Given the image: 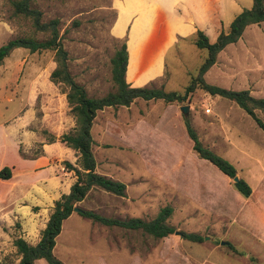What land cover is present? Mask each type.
I'll return each instance as SVG.
<instances>
[{
	"label": "rangeland",
	"instance_id": "1",
	"mask_svg": "<svg viewBox=\"0 0 264 264\" xmlns=\"http://www.w3.org/2000/svg\"><path fill=\"white\" fill-rule=\"evenodd\" d=\"M251 2L235 0L209 39L213 41L219 31H226L233 16L250 7ZM34 5L42 10L44 20L59 18L68 67L88 94L113 90L110 58L120 40L110 33L115 14L110 0H37ZM17 35L42 37L44 33L36 31L29 18L14 14L11 0H0V44ZM205 55L206 49L194 42L171 48L164 76L152 85L184 92ZM55 65L53 49L31 51L20 46L0 63V168L8 164L14 170L13 178L0 177V196L11 189L12 193L19 191V183L13 184L20 178V182L32 180L47 171H35L28 177L25 169L33 161L23 158L18 148L28 156L41 154L43 142L75 124L65 86L49 77ZM204 78L212 84L247 88L253 96H264V20L246 25L236 41L225 45ZM137 100L130 109L115 106L99 111L96 119V127L101 125L102 116L118 112L125 118L135 114L143 119L137 134H111L121 140L137 138V143L96 151L101 166L105 169L110 163L106 169L126 183L125 194L94 188L78 205L107 216L145 219L170 205L167 222L174 231L154 237L141 229L105 225L73 215L65 220L57 236L56 256L66 264H264V129L232 99L200 87L182 100ZM182 104L189 105L186 115L180 109ZM255 112L264 122V111ZM186 119L203 144L232 162L236 175L251 185L248 196L237 190L232 177L196 153ZM63 144L55 142L48 155L58 176L66 156L77 165L75 151H65ZM21 196L17 202L6 198L7 204L0 203L1 211L8 210L11 217L0 221V264L17 263L20 254L13 238L25 232L11 207L26 204L30 213L42 207L37 216L40 223L33 230L40 234L38 228L53 206L21 200ZM182 232L201 234L202 239L186 238ZM34 264L48 263L40 257Z\"/></svg>",
	"mask_w": 264,
	"mask_h": 264
},
{
	"label": "trees",
	"instance_id": "2",
	"mask_svg": "<svg viewBox=\"0 0 264 264\" xmlns=\"http://www.w3.org/2000/svg\"><path fill=\"white\" fill-rule=\"evenodd\" d=\"M37 0H11L13 13L30 19L36 31L44 33L42 37L33 35H17L0 44V63L14 47H25L31 51L41 49H53L55 67L50 71L49 77L56 83L65 86L66 100L69 109L75 117L74 129L60 135L52 136L49 141L59 140L73 149L77 155V165L64 159L65 167L71 171L75 180L67 193H62L55 199L45 226L40 231V238L36 243L28 242L18 235L13 238V244L20 254L16 264H34L35 259L44 258L48 264H66L54 253L56 236L60 233L63 220L74 211L92 221L105 225H117L129 229H141L154 237H163L174 231L173 225L167 222L172 212L170 205L159 209L157 214L149 219L139 216L115 217L101 214L93 209L83 208L77 204L82 200L92 187H99L105 191L124 195L126 184L120 179L97 172L95 170L96 159L91 144V125L99 109L105 106L129 105L135 98L156 99L171 102L182 100L195 88H203L211 94H219L235 101L242 109L251 115L256 123L264 129V122L257 116L255 109L264 111V96H253L249 89H232L209 83L204 74L214 64L218 52L228 43L236 41L242 34L246 25L258 23L264 20V0H252L250 7H245L234 15L229 28L221 30L216 38L211 41L208 35L197 28L193 37L196 46L206 49V55L197 67L196 73L190 76L189 82L184 87V92L179 90H166L163 86L155 85H130L125 78V70L128 58L126 39L121 38L119 44L110 58L111 78L114 89L102 95L88 94L85 86L78 82L68 67V52L63 45L59 30V18L43 19L42 10L35 6ZM186 129L192 139V148L203 158L211 161L218 169L230 177L237 174L236 167L225 157L213 151L203 144L197 131L189 120H185ZM11 169L8 165L0 168V177L8 178ZM234 186L244 196H248L251 185L243 178L233 180ZM182 235L192 240L202 239V235L195 232H182Z\"/></svg>",
	"mask_w": 264,
	"mask_h": 264
},
{
	"label": "crops",
	"instance_id": "3",
	"mask_svg": "<svg viewBox=\"0 0 264 264\" xmlns=\"http://www.w3.org/2000/svg\"><path fill=\"white\" fill-rule=\"evenodd\" d=\"M234 1L235 0H110L111 7L115 11L114 18L110 24V33L117 39L125 38L127 44L128 58L125 70L126 81L132 86L150 85L159 81L164 76L168 67L166 59L168 51L171 48L179 49L181 46L186 45L187 42H193V37L197 28H201L209 36L212 30L218 28L217 26H219L224 14L231 8L230 6L233 5ZM178 52L179 50L176 51L175 54L177 55ZM137 98L129 105H118L116 107L123 106L126 107V109H130L134 103L138 102ZM152 99L153 98L144 100L148 103ZM164 103L166 102L164 101ZM109 107L115 106L110 105L99 109L93 119L91 125V148L96 159L95 170L113 178L120 179L118 175L106 169L110 167V163L105 164V169L101 166L100 160L96 156V151L106 148L109 149L113 146L120 149L122 148L121 145L125 144V142L129 145L137 143V141H139L137 138L131 137L129 140H121L118 137H112L111 134H115L116 132L118 135L121 134L124 136L126 134L138 133L139 130L137 129L142 128L144 122L142 118L138 119L135 114L125 118V116H122V114L118 112V115H106L105 118L102 116L101 125L96 127V119L99 116V111H105ZM74 127L75 124L71 130L74 129ZM121 128H125L126 130L122 131ZM68 131L61 130L56 136ZM30 133L35 135L33 131H30ZM53 142L64 143L59 140L43 142V152L41 154L35 153L33 156L23 154L20 148H18L19 154L23 158L33 161L28 165V169H25V172L29 174L28 177H32L35 171L41 172L45 169L47 171L32 177V180L20 182V178L13 185H18L19 183L21 189L15 193H12L11 189L1 195V206L8 202H17V197L22 195L21 200H30L35 204L41 206L49 205L50 207L54 204L55 199L62 193H67L70 190V186L75 180L73 173L69 171L63 163L64 168L61 169V174L58 176L54 173L55 169L51 162H49L48 155H50L51 147L54 145ZM63 146L65 147V151H70L71 154H74V150L69 146L66 144H63ZM64 159H68L72 162L68 156ZM72 163L75 164L74 162ZM9 167L11 169V166ZM12 173L14 174V170L11 169V175L8 178H13ZM94 188L102 189L99 187H92L91 189ZM6 198H9L8 202H6V200H8ZM79 202H81V200L78 201L77 204ZM24 205L26 204L17 203L15 206L11 207V211L13 217L20 219L22 229L25 230L24 233L19 235L30 243H36L40 238V234H34L33 230L36 225L40 223H38L39 220L37 216L41 214L43 208L39 207L38 211L30 213V209L24 207ZM73 215H77L78 218L83 216L79 214L77 210H74L63 220L62 225L65 220L70 219ZM5 218L11 219L8 210L1 211L0 207V221ZM47 220L48 218L39 226L38 229L40 231L45 226ZM2 248L3 243L0 241V250Z\"/></svg>",
	"mask_w": 264,
	"mask_h": 264
},
{
	"label": "water",
	"instance_id": "4",
	"mask_svg": "<svg viewBox=\"0 0 264 264\" xmlns=\"http://www.w3.org/2000/svg\"><path fill=\"white\" fill-rule=\"evenodd\" d=\"M180 109L181 111L183 112L184 115H186L188 113V109H189V105L188 104H182L180 105ZM238 175H235L233 177V180H237L238 179ZM79 208L77 206L74 207V210H78ZM176 233H180L181 234V231L180 230H175ZM223 242V241H222Z\"/></svg>",
	"mask_w": 264,
	"mask_h": 264
},
{
	"label": "built area",
	"instance_id": "5",
	"mask_svg": "<svg viewBox=\"0 0 264 264\" xmlns=\"http://www.w3.org/2000/svg\"><path fill=\"white\" fill-rule=\"evenodd\" d=\"M207 109L209 110L210 108L208 107Z\"/></svg>",
	"mask_w": 264,
	"mask_h": 264
}]
</instances>
